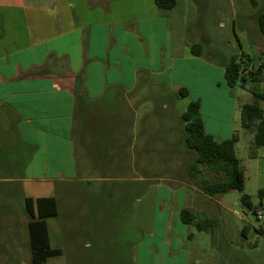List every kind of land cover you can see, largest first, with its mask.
Segmentation results:
<instances>
[{"label": "crops", "instance_id": "1", "mask_svg": "<svg viewBox=\"0 0 264 264\" xmlns=\"http://www.w3.org/2000/svg\"><path fill=\"white\" fill-rule=\"evenodd\" d=\"M194 18L191 3L179 0L170 10L155 0H0V184H23L25 199L34 202L56 198L58 217L78 229L83 214L91 215L92 228L105 221L113 198L107 183L133 181L140 204L159 199L169 235L182 230L193 239L194 226L181 221V211L210 217L225 194H204L201 186L213 174L206 167L192 171L196 155L186 146L182 120L189 104L200 103L206 134L236 139V155L245 147L258 162L263 148L255 146L256 127H242L250 93L227 85L226 68L236 55L211 60V41L191 31ZM197 44L201 56L193 53ZM185 100L186 109L177 111ZM205 104L212 116L204 114ZM155 159L181 160L182 178L145 172L126 178L132 166H157ZM164 237L170 256L176 244ZM102 244L94 239L95 255ZM154 252V246L144 251Z\"/></svg>", "mask_w": 264, "mask_h": 264}, {"label": "rangeland", "instance_id": "2", "mask_svg": "<svg viewBox=\"0 0 264 264\" xmlns=\"http://www.w3.org/2000/svg\"><path fill=\"white\" fill-rule=\"evenodd\" d=\"M187 1L191 3L195 16L192 33L199 41H211L208 57L221 62L230 54H244L243 70H250L252 66L255 73L254 76L247 74L246 90L250 94L245 102L260 103L264 108V102L254 96L255 93H264V36L257 25V15L263 3L256 0L254 6L252 0H179L181 6ZM255 78L260 80L253 81ZM185 109L186 100L179 103L177 111ZM203 111L206 116L214 114L209 104L204 105ZM259 151L262 158L257 162L246 157L248 151L245 147L239 146L237 150L242 166L247 169L244 194L250 197L255 207L260 204L258 191L264 188V147ZM192 153L196 155L194 151ZM153 161L157 166H132L129 177L126 173L125 177L137 180L145 172L150 178H182L181 160ZM178 162L180 165L177 166ZM113 176L116 178L117 175ZM152 184L148 183V187ZM106 186L113 198L109 201L105 221L96 223L95 228H92L90 214L79 217L78 229L58 216L46 220L50 248L59 250L64 246L67 251L64 255L49 258L46 264H264L262 221L256 222L251 213L246 214L238 192L225 194L220 206L213 204L210 217L196 216L197 220L213 225L212 231L199 232L191 227L194 238L184 239L182 230L176 232L175 238L168 234L166 218L162 209L157 208L159 199L149 197L143 204L139 203L137 183L112 181ZM82 189L87 190L88 183H83ZM0 190L1 195L6 192L9 195L0 197V264H32L30 225L38 218L32 219L26 213L23 184H0ZM121 190L126 194L129 191V195ZM162 194L160 191L159 198H163ZM162 237L176 244L170 256L164 251ZM94 239L103 242L99 256L93 252ZM150 246L155 247V252L145 256L144 251Z\"/></svg>", "mask_w": 264, "mask_h": 264}, {"label": "trees", "instance_id": "3", "mask_svg": "<svg viewBox=\"0 0 264 264\" xmlns=\"http://www.w3.org/2000/svg\"><path fill=\"white\" fill-rule=\"evenodd\" d=\"M259 1L263 3V8L258 12L257 25L261 35L264 36V0ZM155 3L161 10H170L176 6L177 0H155ZM252 3L254 6L257 4L256 0H252ZM193 53L196 56H201L203 47L201 45L193 46ZM243 62V58L240 59L237 56L230 60L226 68V81L230 88H246L247 74L255 75L253 68L245 74L242 73ZM245 66L248 67V64ZM259 80L253 79V81ZM181 94L185 96L187 91L183 90ZM254 96L264 102V93H255ZM182 120L185 125L186 146L196 153L192 171L196 172L199 167H206L214 176L212 180L203 182L201 188L204 194L214 197L236 191L241 195L240 202L246 214L251 213L253 215L259 206L264 208V189L258 191L260 200L258 207H255L250 197L244 194L246 182L243 168L236 155V139L218 141L206 134L201 116V106L197 101L189 104ZM241 122L244 129L256 127L255 146L257 148L264 147V110L259 103L245 104L241 108ZM25 206L26 213L32 219L38 218V221L32 223V226L30 225L33 244L32 264H46L49 258L61 256L60 250L50 248L46 223L48 218L58 216V201L56 198H41L34 202L27 198L25 199ZM180 218L184 224L193 225L199 232H210L214 228L207 222L197 220L196 215L189 210L181 211Z\"/></svg>", "mask_w": 264, "mask_h": 264}, {"label": "built area", "instance_id": "4", "mask_svg": "<svg viewBox=\"0 0 264 264\" xmlns=\"http://www.w3.org/2000/svg\"><path fill=\"white\" fill-rule=\"evenodd\" d=\"M242 73L245 74L247 71L242 70ZM253 218L256 222L262 221L261 230H264V208L262 206H259V208L255 211Z\"/></svg>", "mask_w": 264, "mask_h": 264}]
</instances>
